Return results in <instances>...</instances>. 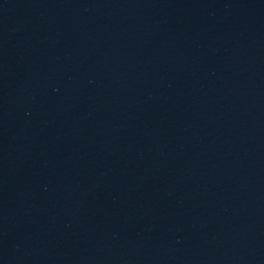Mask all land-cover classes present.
<instances>
[{
  "label": "water",
  "instance_id": "obj_1",
  "mask_svg": "<svg viewBox=\"0 0 264 264\" xmlns=\"http://www.w3.org/2000/svg\"><path fill=\"white\" fill-rule=\"evenodd\" d=\"M0 264H264V0H0Z\"/></svg>",
  "mask_w": 264,
  "mask_h": 264
}]
</instances>
